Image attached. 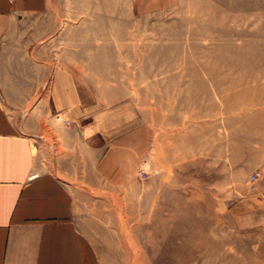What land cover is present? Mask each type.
Wrapping results in <instances>:
<instances>
[{
    "label": "crops",
    "instance_id": "crops-1",
    "mask_svg": "<svg viewBox=\"0 0 264 264\" xmlns=\"http://www.w3.org/2000/svg\"><path fill=\"white\" fill-rule=\"evenodd\" d=\"M262 13L264 0H0V264H104L86 194L61 176L122 186L159 149L167 119L138 109L123 51L93 37L139 35L130 25L141 21L150 35L151 21L174 15L195 36L235 37L252 20L261 38ZM60 112L71 124L57 122ZM263 128L239 172L249 177L237 176L233 156L217 179H250L262 166ZM250 181L233 211L246 227L264 226V171Z\"/></svg>",
    "mask_w": 264,
    "mask_h": 264
},
{
    "label": "rangeland",
    "instance_id": "rangeland-1",
    "mask_svg": "<svg viewBox=\"0 0 264 264\" xmlns=\"http://www.w3.org/2000/svg\"><path fill=\"white\" fill-rule=\"evenodd\" d=\"M160 16L167 20L151 21L150 35L141 21L130 25L139 35L92 38L97 48L123 51L138 109L150 122L168 121L159 149L140 165L146 177L136 173L122 186L61 178L77 198L86 194L81 207L101 225L92 236L104 264H264V226L246 227L233 211L252 185L249 171L239 172L264 125V42H256L264 24L261 38L252 20L235 37L195 36L174 15ZM233 156L237 176L248 177L217 179Z\"/></svg>",
    "mask_w": 264,
    "mask_h": 264
},
{
    "label": "built area",
    "instance_id": "built-area-1",
    "mask_svg": "<svg viewBox=\"0 0 264 264\" xmlns=\"http://www.w3.org/2000/svg\"><path fill=\"white\" fill-rule=\"evenodd\" d=\"M55 117L58 119V120H63V122L65 123V124H71V120L70 119H68V118H66V115L63 113V112H60V113H57L56 115H55ZM264 171V165L263 166H261L260 168H258L257 170H255L253 173H252V175H251V180H256L261 174H262V172ZM38 174L37 173H34V174H32L31 175V178H34V177H36ZM146 175H147V172H146V170H144L143 168H141L140 170H139V176L140 177H146Z\"/></svg>",
    "mask_w": 264,
    "mask_h": 264
}]
</instances>
